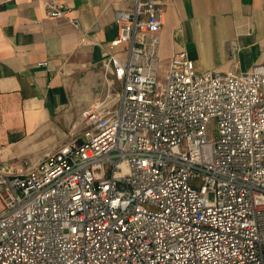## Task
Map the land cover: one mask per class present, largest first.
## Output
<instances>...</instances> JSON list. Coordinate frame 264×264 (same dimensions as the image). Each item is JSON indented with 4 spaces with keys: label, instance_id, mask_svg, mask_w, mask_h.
<instances>
[{
    "label": "built area",
    "instance_id": "1",
    "mask_svg": "<svg viewBox=\"0 0 264 264\" xmlns=\"http://www.w3.org/2000/svg\"><path fill=\"white\" fill-rule=\"evenodd\" d=\"M164 11L117 9L120 88L40 161L0 170V264H264V64L200 70L179 50L159 79Z\"/></svg>",
    "mask_w": 264,
    "mask_h": 264
},
{
    "label": "crops",
    "instance_id": "2",
    "mask_svg": "<svg viewBox=\"0 0 264 264\" xmlns=\"http://www.w3.org/2000/svg\"><path fill=\"white\" fill-rule=\"evenodd\" d=\"M49 1L66 17L47 15L43 0H0V170L40 161L67 140L83 109L120 88L108 86L106 50L117 36L115 11L131 0ZM156 1L165 10L162 64L179 50L200 70L264 64V0ZM229 41L239 47L235 62Z\"/></svg>",
    "mask_w": 264,
    "mask_h": 264
},
{
    "label": "rangeland",
    "instance_id": "3",
    "mask_svg": "<svg viewBox=\"0 0 264 264\" xmlns=\"http://www.w3.org/2000/svg\"><path fill=\"white\" fill-rule=\"evenodd\" d=\"M166 67H167V64L166 63H163L161 68H160V72H159V79L163 80V76L166 72ZM210 130V128H209Z\"/></svg>",
    "mask_w": 264,
    "mask_h": 264
}]
</instances>
